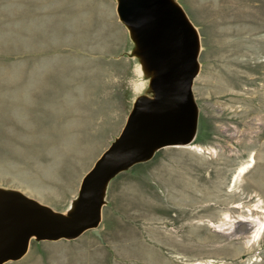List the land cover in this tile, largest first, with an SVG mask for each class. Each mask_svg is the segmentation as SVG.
I'll return each mask as SVG.
<instances>
[{
    "label": "rangeland",
    "instance_id": "1",
    "mask_svg": "<svg viewBox=\"0 0 264 264\" xmlns=\"http://www.w3.org/2000/svg\"><path fill=\"white\" fill-rule=\"evenodd\" d=\"M175 1L201 40L199 149L165 147L113 178L99 236L32 239L3 264H264V225L247 222L264 221V0ZM116 6L0 0V190L67 214L135 99L153 96Z\"/></svg>",
    "mask_w": 264,
    "mask_h": 264
},
{
    "label": "water",
    "instance_id": "2",
    "mask_svg": "<svg viewBox=\"0 0 264 264\" xmlns=\"http://www.w3.org/2000/svg\"><path fill=\"white\" fill-rule=\"evenodd\" d=\"M116 2L139 62L145 60L144 73L154 72L153 96L145 93L135 99L122 132L84 176L72 211L57 214L16 191L0 190V264L22 258L32 239L75 240L88 230L99 236L110 181L150 161L158 150L187 147L195 139L198 117L192 87L201 49L197 28L175 0Z\"/></svg>",
    "mask_w": 264,
    "mask_h": 264
},
{
    "label": "bare ground",
    "instance_id": "3",
    "mask_svg": "<svg viewBox=\"0 0 264 264\" xmlns=\"http://www.w3.org/2000/svg\"><path fill=\"white\" fill-rule=\"evenodd\" d=\"M133 34V33H132ZM143 60V65L145 67V60ZM154 75V72L151 73V77ZM190 147H194L199 149L196 145H190ZM253 159H251L252 161ZM252 163H248L246 165H243L242 167H240V169L238 170L237 174L234 176V181H236V179L238 177H240V175H242L243 173H245L246 171H248V168L250 169ZM75 208V205L73 206L72 210ZM71 210V211H72ZM228 217V216H227ZM255 218V217H254ZM228 219V218H227ZM229 220V219H228ZM249 225H253L254 226V236H257L258 234H261L260 231L263 229V225H264V221H260L258 219H250L249 221H247ZM253 236V235H252ZM260 236V235H259ZM253 238V237H252ZM255 238V237H254ZM259 238V237H258Z\"/></svg>",
    "mask_w": 264,
    "mask_h": 264
}]
</instances>
